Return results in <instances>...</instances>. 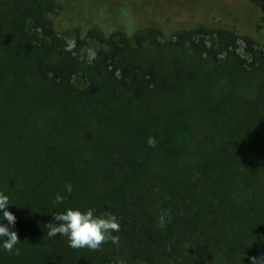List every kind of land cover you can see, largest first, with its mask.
<instances>
[{
    "label": "trees",
    "instance_id": "1",
    "mask_svg": "<svg viewBox=\"0 0 264 264\" xmlns=\"http://www.w3.org/2000/svg\"><path fill=\"white\" fill-rule=\"evenodd\" d=\"M110 10L126 19L125 11ZM63 13L57 0H0V192L10 198V231L19 240L18 252L0 248V264L264 258V202L253 199L264 197V84L253 99L239 95L237 84L210 96L211 74L197 78L199 63L264 74V39L198 24L166 41L171 49L156 62L140 54L159 45V30L75 27L68 41L54 22ZM87 39L102 47L92 60ZM74 76L86 86L75 87ZM193 129L201 134L191 161L177 139ZM57 192L63 204L53 203ZM65 208L114 214L119 244L90 250L48 237L46 225L59 223L52 213ZM165 210L171 222L160 228Z\"/></svg>",
    "mask_w": 264,
    "mask_h": 264
},
{
    "label": "rangeland",
    "instance_id": "2",
    "mask_svg": "<svg viewBox=\"0 0 264 264\" xmlns=\"http://www.w3.org/2000/svg\"><path fill=\"white\" fill-rule=\"evenodd\" d=\"M57 1L64 5V13L63 16L56 18L54 22L56 27L62 32L60 33L61 36L68 41L74 39L72 29L75 27L97 26L108 33L115 32L118 28L128 33L144 27L159 30L161 35H157L155 39L159 45L151 46L150 49L140 54V58H147L149 61L162 62L171 49L165 42H173L176 32L190 29L198 24L231 28L239 35L251 36L257 43H262L264 39V32L259 29V25L264 21V0H247L245 3L239 4L231 3L228 0ZM115 8L119 11H125L127 13L124 16L126 19L122 18L120 13V17L117 19L115 11L110 10ZM108 12H111L114 16H110ZM111 17H114V20ZM101 48V45L96 41L87 39L85 46L87 60H89L90 53H95L96 57ZM237 54L240 58H246L242 44H239ZM231 61L235 62V60ZM196 64L197 62L194 63V65ZM208 73L211 74L210 85L207 87L210 96H215L220 91L228 90L231 87L230 84H237L239 95L247 99H253L256 97L257 86L260 83L264 84L263 73H242L236 70L229 62H225V66L220 72L212 69L210 71L208 63H199L198 80L202 81V78ZM72 83L77 88L86 86L85 81L79 76H74ZM200 134L201 132L193 129L191 135L185 134L177 139L178 147L181 149L184 158L188 159L190 157L191 161L196 159L195 143ZM261 151L264 154V147H262ZM253 199L261 203L264 202V197L259 193L253 196Z\"/></svg>",
    "mask_w": 264,
    "mask_h": 264
},
{
    "label": "clouds",
    "instance_id": "3",
    "mask_svg": "<svg viewBox=\"0 0 264 264\" xmlns=\"http://www.w3.org/2000/svg\"><path fill=\"white\" fill-rule=\"evenodd\" d=\"M95 58V53H90L89 60ZM149 147H154L156 140L149 137L146 141ZM73 186L71 183H65L64 192L71 193ZM65 196L57 192L53 198L54 204H63ZM10 198L7 194L0 192V248L5 252H13L15 245L18 243V237L15 231H10V226H14L16 217L7 210L10 204ZM53 219L59 223L47 224V236H63L71 248H88L98 250L102 244L111 242L113 245L119 244L120 230L119 222L116 216L109 212L96 214L91 208L81 211L79 208H65L63 212L52 213ZM7 223H3V221ZM171 222L170 213L165 210L157 218L160 228H164L167 223ZM251 264H264V258H251Z\"/></svg>",
    "mask_w": 264,
    "mask_h": 264
}]
</instances>
